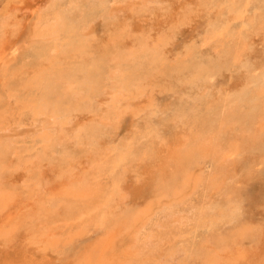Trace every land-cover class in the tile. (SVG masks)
Returning a JSON list of instances; mask_svg holds the SVG:
<instances>
[{
  "label": "bare ground",
  "instance_id": "bare-ground-1",
  "mask_svg": "<svg viewBox=\"0 0 264 264\" xmlns=\"http://www.w3.org/2000/svg\"><path fill=\"white\" fill-rule=\"evenodd\" d=\"M4 5L0 264H264V0Z\"/></svg>",
  "mask_w": 264,
  "mask_h": 264
},
{
  "label": "rangeland",
  "instance_id": "rangeland-1",
  "mask_svg": "<svg viewBox=\"0 0 264 264\" xmlns=\"http://www.w3.org/2000/svg\"><path fill=\"white\" fill-rule=\"evenodd\" d=\"M6 1H9V0H0V9L2 7V10H4L3 6H5L4 4H5ZM246 208L248 209L247 205H246Z\"/></svg>",
  "mask_w": 264,
  "mask_h": 264
}]
</instances>
